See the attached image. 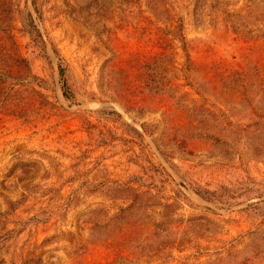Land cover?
<instances>
[{
    "label": "rangeland",
    "instance_id": "obj_1",
    "mask_svg": "<svg viewBox=\"0 0 264 264\" xmlns=\"http://www.w3.org/2000/svg\"><path fill=\"white\" fill-rule=\"evenodd\" d=\"M0 264H264V0H0Z\"/></svg>",
    "mask_w": 264,
    "mask_h": 264
}]
</instances>
